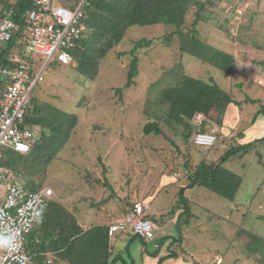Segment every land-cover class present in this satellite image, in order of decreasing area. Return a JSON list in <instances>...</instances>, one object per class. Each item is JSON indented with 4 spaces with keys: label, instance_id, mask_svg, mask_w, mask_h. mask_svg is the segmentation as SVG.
Segmentation results:
<instances>
[{
    "label": "rangeland",
    "instance_id": "rangeland-1",
    "mask_svg": "<svg viewBox=\"0 0 264 264\" xmlns=\"http://www.w3.org/2000/svg\"><path fill=\"white\" fill-rule=\"evenodd\" d=\"M213 10L222 11L220 5ZM242 13L226 23H221L225 13H219L220 22L210 19L199 35L209 45L234 55L235 68H240L236 69L235 77L230 78L213 66L182 54L177 36L164 43L163 37L172 30L163 25L131 27L127 31L122 51L131 48L130 41L141 38L152 40V45L139 55L136 85L119 96L114 89L126 83L125 73L119 67L123 59L128 60L126 57L120 61L110 53L99 63L97 80L85 84L80 83L83 76L75 71L74 64L50 65L44 80L33 89L32 98L38 104L52 105L75 115L77 123L67 144L37 183L52 187L53 199L77 215L83 227L111 225L127 207L126 203L131 205L140 200L146 202L147 214L154 218L150 237L154 241L150 239L145 244L149 251L161 236L177 234L170 221L178 204L179 190L189 185V173L183 163L188 158L192 169L202 159L200 152L207 149L193 148L192 136L197 130L186 141V125L159 112L155 103L152 116L147 118L145 113L149 112L148 99H153L163 88L174 86L182 76L205 82L213 78L239 103L238 107L229 106L223 121L220 119L222 133L218 125H212L219 132V141L210 149L207 159L219 161L224 151L237 146L239 141L249 143L264 136V115L253 120L260 107H264V68L260 65L264 64V0H250L242 5ZM192 14L187 15L189 21ZM229 27L230 37H227L225 29ZM154 114H159L162 134L145 135L143 128L152 122ZM217 114L221 115L220 110ZM226 129L229 134L225 138ZM247 154L239 155L241 158L235 156L223 165L242 180L233 199L198 186L186 191L193 217L182 228L181 247L176 243L171 248L179 258L163 264H261L259 255L252 254L250 242L253 236L264 243V142ZM139 248V241H134L129 249V255L136 257V264H155L146 255H142V261ZM44 259H32L31 264H45Z\"/></svg>",
    "mask_w": 264,
    "mask_h": 264
},
{
    "label": "trees",
    "instance_id": "trees-1",
    "mask_svg": "<svg viewBox=\"0 0 264 264\" xmlns=\"http://www.w3.org/2000/svg\"><path fill=\"white\" fill-rule=\"evenodd\" d=\"M69 1L55 0L57 4L59 2L64 6L69 5ZM79 1L75 0L71 5ZM34 3L35 0H14L12 2L11 0H0V18L12 8L11 19H14L18 26L11 43L3 46L0 51V95L10 81L9 76L1 73V69L15 67L7 57L15 49H20L22 33L26 26L24 13L34 8ZM226 3L231 5L230 9H226ZM216 5L221 6L222 11L219 13L226 15L221 23H226L239 17L234 7L242 8L243 3L242 0H90L84 4L82 9L83 18L80 24L84 27V31L81 40L70 52L72 58L70 66L74 64L75 71L83 76L80 83H93L99 76L100 61L106 59L110 53L120 61L124 57L128 58V63L124 59L119 63L126 77L124 86L114 89L119 96L124 90L136 85L139 55L148 51L152 45V40L141 38L130 41L131 48L122 51L121 46L127 40V31L131 27L163 25L172 30L170 34L163 37L164 43H168L172 37L177 36L179 50L182 54L191 56L202 64H209L230 78L235 77L237 73L234 55L209 45L199 37L200 29L210 19H216L217 23L220 22V14L213 10ZM189 12H193L190 21L187 18ZM225 31L226 36L230 37V27ZM52 64L53 66L59 65L57 62ZM260 65L264 68L263 63ZM148 101L149 112L145 113L147 118H150L153 113L155 103L159 112H165L171 120L186 125L187 134L184 137L186 141L190 140L194 129L197 132L205 131L204 124H196L197 114H203L209 122L221 127L220 119L224 118L228 107L239 106V103L234 102L213 78L205 82L186 75L182 76L174 86L163 88ZM219 110L220 116L217 114ZM259 115H264L263 106L260 107L253 120ZM158 116L159 114H154L152 122L144 126L145 135L162 134L158 126L161 119ZM76 123L75 115L66 114L52 105L38 104V101L31 98L29 110L21 125L22 129L29 128L34 132L31 151L27 154H18L9 149H0V171H4H2L4 177H13L27 189L41 188L37 180L45 175L50 163L57 159V154L67 144ZM261 142H264V136L258 141L252 140L245 145L232 146L224 151V156L220 157L218 162L207 159L211 153L210 149L200 152L202 159L192 169L190 168L191 161L187 158L183 167L188 170L189 185L179 190L178 204L172 211L173 221H170L177 234L161 236L159 242L152 244L151 251L145 245L147 240L151 239L150 237L143 239L129 230L119 232L114 236L108 235L109 225H94L83 230L75 215L54 199L50 201L40 216L36 227L26 237L27 251L36 260H41L43 257L50 259L52 254L51 264H136V257L129 255V249L134 241H139L138 252L141 253L142 261V255L154 259L155 264L176 260L179 256L171 248L176 243L181 247L182 228L187 226L193 217L191 204L185 196L186 191L198 186L225 199H233L242 180L230 169L223 168V165L235 156L248 155L247 153L254 144ZM174 170L176 171V168ZM175 178L179 179L176 176ZM122 213L124 215L127 212L123 209ZM147 213V210L144 211L142 218L154 223V218ZM250 243L252 254L259 255L261 264H264V243L253 236Z\"/></svg>",
    "mask_w": 264,
    "mask_h": 264
},
{
    "label": "built area",
    "instance_id": "built-area-1",
    "mask_svg": "<svg viewBox=\"0 0 264 264\" xmlns=\"http://www.w3.org/2000/svg\"><path fill=\"white\" fill-rule=\"evenodd\" d=\"M14 0H11V2ZM90 0H80L72 5L58 4L55 0H35L34 8L24 13L26 26L22 33L20 49H15L7 57L14 68H3L1 73L10 81L0 95V149L27 154L31 151L34 132L22 129L32 91L44 80L52 63L70 65V52L81 40L84 27L82 9ZM250 0H242L243 5ZM226 9L231 5L225 4ZM235 13L242 15L241 7H234ZM12 8L0 18V51L11 43L18 26L11 19ZM207 119L197 115V124ZM218 141V130L212 126L205 133H197L193 144L198 149L213 147ZM0 171V264H31L32 255L26 248V237L36 227L40 216L54 198L51 187L29 190L12 177H4ZM148 205L134 204L126 215L108 227V235L114 236L125 230L146 239L152 236L154 223L142 218ZM51 260L47 264H51Z\"/></svg>",
    "mask_w": 264,
    "mask_h": 264
},
{
    "label": "crops",
    "instance_id": "crops-1",
    "mask_svg": "<svg viewBox=\"0 0 264 264\" xmlns=\"http://www.w3.org/2000/svg\"><path fill=\"white\" fill-rule=\"evenodd\" d=\"M196 124H197V123H196ZM202 124H204V127H205L206 130L208 129V127H209L210 125H214L213 122H210V123H202ZM218 126H219V125H218ZM220 128H221V127L219 126L220 133H222L223 128H222V129H220ZM227 129H228V128H227ZM227 129H226V130H227ZM228 130H229V129H228ZM228 130H227V132L225 131V138H226V136L229 134V131H228ZM245 144H248V142H245V141H244V142L241 143V142L239 141L237 146H241V145H245ZM255 145H257V144H255ZM255 145H254V146H255ZM254 146H253V147H254ZM193 148H195V147H193ZM207 150H209V149H207ZM239 158H241V156H239ZM218 160H219V158H218ZM212 161H213V160H212ZM217 162H218V161H217ZM158 187L161 188V187H162L161 184H159ZM159 192H160V191H159ZM137 202H143V203L146 204V202H144V201H140V200H135L134 203H137ZM134 203H133V204H134ZM129 204H130V203H126L125 205H126L127 207H126V208H123V209H125L126 212H127L128 209L130 210V209H131V206L133 205V204H131V205L129 206ZM148 208H149V207H148ZM123 209H122V210H123ZM120 212H121V211H120ZM158 212H159V211H158ZM125 215H126V213H124V215L121 213V215L117 216V217H116L117 219H116V218H115V219H116V220H119L118 218L121 219V218H123ZM75 217H76V219H77L79 225L81 226V228H82L83 230H87V229L89 228V226L83 227V226H85V225L82 226V223L79 221L77 215H75ZM114 221H115V220H114ZM91 226H93V225H91ZM91 226H90V227H91ZM178 258H179V257H178ZM48 259H49V257H47L46 259H44V260H43V263L46 261L45 264H47ZM176 260H177V259H176ZM147 261H148V260H147Z\"/></svg>",
    "mask_w": 264,
    "mask_h": 264
},
{
    "label": "clouds",
    "instance_id": "clouds-1",
    "mask_svg": "<svg viewBox=\"0 0 264 264\" xmlns=\"http://www.w3.org/2000/svg\"><path fill=\"white\" fill-rule=\"evenodd\" d=\"M235 69H240V68L237 67V68H235ZM197 115H201V114H197ZM197 115H196V116H197ZM196 116H195V117H196ZM202 116H204V115H202ZM204 117H205V116H204ZM196 123H197V122H196ZM202 123H210V122H209V120H206L205 122H202ZM202 123H201V124H202ZM201 124H198V125H201ZM210 127H212V125H210V126L208 127V129H209ZM207 131H208V130H207ZM196 134H197V133H196ZM196 134H194V135L192 136V144H191L192 146H194V144H193V138H194V136H195ZM218 141H219V132H218ZM218 141H217V143H218ZM217 143H216V144H217ZM216 144H215V145H216ZM215 145H214V146H215ZM214 146H213V147H214ZM194 147H195V146H194ZM195 148H196V147H195ZM211 148H212V147H211ZM211 148H207V149H211ZM196 149H197V150H200V151L203 150V149H198V148H196ZM133 205H134V204H133ZM148 209H149V208H148ZM32 259H33V257H32Z\"/></svg>",
    "mask_w": 264,
    "mask_h": 264
}]
</instances>
